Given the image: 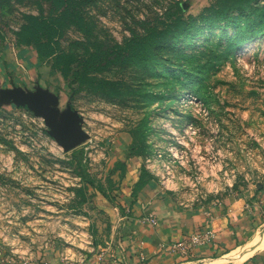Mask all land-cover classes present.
Listing matches in <instances>:
<instances>
[{"label":"rangeland","instance_id":"obj_1","mask_svg":"<svg viewBox=\"0 0 264 264\" xmlns=\"http://www.w3.org/2000/svg\"><path fill=\"white\" fill-rule=\"evenodd\" d=\"M76 1L80 17L63 25L62 50L81 56L94 38L124 45L157 33L89 74L84 89L59 73L39 80L14 56L7 85L39 81L60 99L56 119L85 139L65 150L20 94L0 101V264L78 263L107 228L90 204L92 183L115 204L116 174L128 168L141 171L139 189L157 181L186 205L264 190V0L223 12L215 0ZM41 13L37 0H0V52L14 54L25 16Z\"/></svg>","mask_w":264,"mask_h":264},{"label":"crops","instance_id":"obj_2","mask_svg":"<svg viewBox=\"0 0 264 264\" xmlns=\"http://www.w3.org/2000/svg\"><path fill=\"white\" fill-rule=\"evenodd\" d=\"M14 56L33 67L39 80L51 83L58 76L50 65L39 60L33 46H17L14 54L0 52V101L9 102L14 90H24L42 106L56 110L57 115L64 112L58 108L60 99L50 89L41 87L39 81L32 89L7 85L10 78L3 74L14 68ZM122 136L123 143L128 145L127 135ZM118 158L130 162V157L119 155ZM116 175L119 181L113 185L118 196L115 204L103 196L105 189L93 187L95 198L90 204L104 210L102 224L107 227L99 237L100 242L78 263L70 264H216L264 224V190L253 199L240 197L226 199L220 205H186L163 191L157 181L151 180L139 189L140 170L128 168ZM208 231L213 233V238L205 244L188 250L175 247L192 234ZM31 264L46 263L42 260ZM241 264H264V250Z\"/></svg>","mask_w":264,"mask_h":264},{"label":"trees","instance_id":"obj_3","mask_svg":"<svg viewBox=\"0 0 264 264\" xmlns=\"http://www.w3.org/2000/svg\"><path fill=\"white\" fill-rule=\"evenodd\" d=\"M256 0H215L213 7L223 12L246 6ZM40 4V16H25V22L15 32L17 46H33L39 60L50 65L53 72L59 73L68 87L78 84L84 89L89 82V74L102 71L120 64L131 57L144 42H153L156 28L144 37L129 41L124 45L94 38L90 49L78 56L59 47L63 35V25L76 22L80 17L79 4L76 0H37ZM47 6L46 9H43ZM43 10L48 14H43ZM3 36L0 35V40ZM76 155L77 151H73ZM142 179V178H141ZM141 181V180H140ZM140 183V182H139ZM93 187L94 184L92 183Z\"/></svg>","mask_w":264,"mask_h":264},{"label":"water","instance_id":"obj_4","mask_svg":"<svg viewBox=\"0 0 264 264\" xmlns=\"http://www.w3.org/2000/svg\"><path fill=\"white\" fill-rule=\"evenodd\" d=\"M17 94H20L21 99L25 104L29 106L34 112L37 114L42 115L47 123L50 125L54 133L56 134V138L59 144L65 150H71L75 148V146L85 139L84 135L78 133L75 129L74 124L69 121L67 117L63 120L64 122H59L57 118V111L51 110L47 107L42 106L39 104L29 93L24 90H14V97L16 98ZM43 109V110H42Z\"/></svg>","mask_w":264,"mask_h":264},{"label":"bare ground","instance_id":"obj_5","mask_svg":"<svg viewBox=\"0 0 264 264\" xmlns=\"http://www.w3.org/2000/svg\"><path fill=\"white\" fill-rule=\"evenodd\" d=\"M264 250V224L255 230L244 244L231 251L222 259L216 261V264H223L232 261L233 264H241L254 254Z\"/></svg>","mask_w":264,"mask_h":264},{"label":"built area","instance_id":"obj_6","mask_svg":"<svg viewBox=\"0 0 264 264\" xmlns=\"http://www.w3.org/2000/svg\"><path fill=\"white\" fill-rule=\"evenodd\" d=\"M213 238V233L208 231L205 233H195L175 244L180 250H188L195 246L205 244Z\"/></svg>","mask_w":264,"mask_h":264}]
</instances>
